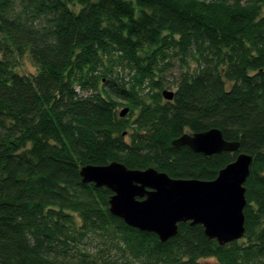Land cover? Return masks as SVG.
<instances>
[{
  "label": "trees",
  "instance_id": "1",
  "mask_svg": "<svg viewBox=\"0 0 264 264\" xmlns=\"http://www.w3.org/2000/svg\"><path fill=\"white\" fill-rule=\"evenodd\" d=\"M25 56L36 73L19 71ZM173 60L182 69L166 100ZM214 127L239 149L172 144ZM240 152L253 155L246 232L225 245L201 224L180 223L167 241L133 228L111 214L112 191L80 174L115 160L212 180ZM96 236L122 260L88 250L83 239ZM205 257L264 264V0H0V264Z\"/></svg>",
  "mask_w": 264,
  "mask_h": 264
},
{
  "label": "water",
  "instance_id": "2",
  "mask_svg": "<svg viewBox=\"0 0 264 264\" xmlns=\"http://www.w3.org/2000/svg\"><path fill=\"white\" fill-rule=\"evenodd\" d=\"M172 100L174 91L164 89ZM129 107L122 108L121 117ZM176 147L189 146L206 156L237 151L239 141L225 139L219 128L185 132L172 141ZM253 155L240 152L220 169L216 178H174L154 167L129 168L119 161L85 164L80 174L84 183L112 191L109 210L112 215L143 232L156 233L167 241L179 231L180 223L201 224L207 237L225 245L244 237L247 204L245 182L250 174Z\"/></svg>",
  "mask_w": 264,
  "mask_h": 264
},
{
  "label": "rangeland",
  "instance_id": "3",
  "mask_svg": "<svg viewBox=\"0 0 264 264\" xmlns=\"http://www.w3.org/2000/svg\"><path fill=\"white\" fill-rule=\"evenodd\" d=\"M18 63H19L18 65L19 71L21 73L34 74L37 72V66L35 62L32 59H30L28 56L22 57L20 60H18ZM173 64L174 65L170 69L165 70L163 73L165 79L164 89L175 91L174 84L178 76L180 75L182 68L180 67L178 60H173ZM191 66H194V64L191 63ZM127 78H129V75H127ZM148 90L149 88H147V90H145L142 94L145 95ZM122 101L124 102L125 100ZM122 108H124V106H119L118 111H120ZM83 244L90 251H96L103 248L105 250L104 254L113 256L115 259L118 258L119 261H121L122 257H124L121 255V252L117 250L115 246L112 245L110 239L107 237L96 236L94 238L91 237L90 239L85 238L83 239ZM200 264H220V263L215 257H205L200 259Z\"/></svg>",
  "mask_w": 264,
  "mask_h": 264
}]
</instances>
